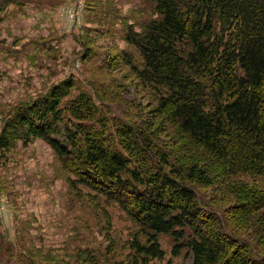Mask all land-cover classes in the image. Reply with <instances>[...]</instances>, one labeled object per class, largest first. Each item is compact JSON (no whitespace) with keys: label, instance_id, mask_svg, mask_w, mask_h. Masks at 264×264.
I'll use <instances>...</instances> for the list:
<instances>
[{"label":"rangeland","instance_id":"obj_1","mask_svg":"<svg viewBox=\"0 0 264 264\" xmlns=\"http://www.w3.org/2000/svg\"><path fill=\"white\" fill-rule=\"evenodd\" d=\"M13 3L26 5L31 11L27 14L20 10V13L31 17L33 31L32 38L19 44L20 48H15L18 39L6 44L8 39L0 35V135L17 112L70 79L74 85L62 104L60 140L66 143L74 124L84 123L89 136L128 157L131 169L137 168L148 176L160 173L172 176L170 166H163L152 154L155 163L149 160L148 164L143 154L133 149L129 152L128 142L134 138L121 135V129L131 126L138 135L141 132L139 141L143 148H146L145 138L151 136L157 149L170 155L172 163L181 158L165 135L168 130L174 134L175 128L165 116L157 119L153 91L141 84L128 63L130 58L141 68L143 60L139 50L125 40L126 31L132 26L135 31L143 32L150 21L159 17L155 3L0 0L4 10ZM4 10L0 11V33ZM23 24L19 28L25 35L27 26ZM6 27L3 28L11 30ZM58 28L65 32L63 36L56 35ZM127 52L130 56L124 58ZM78 98L89 99L91 108L77 109ZM149 121H154L160 130L150 132ZM69 165L65 167L54 149L41 138L33 139L28 145L18 139L15 147L0 151V264H93L94 261L131 264L136 260L137 253L131 243H146L150 229L135 220L119 202L99 191L80 182L77 189L71 188L68 176L71 179L79 176L74 173L75 167ZM125 177L131 179L129 173ZM233 182L254 186L261 192L259 195L264 193V177L239 172L219 178L211 186L197 187L206 212L200 213L209 222L202 227L209 235H213L215 225L226 228L247 250L250 260L264 264V234L259 240L250 224L239 220L243 214L239 211L233 214L232 206L240 202L232 195ZM129 195L126 198L131 199ZM259 195L244 199V203L254 202ZM262 212L264 209L258 214ZM255 220L256 216H252L251 223ZM186 231L188 235L191 232L188 228ZM158 241L165 257L152 259L150 264L193 263L187 247H182L178 255L174 253L178 241L171 234H159ZM236 258L233 253L229 259Z\"/></svg>","mask_w":264,"mask_h":264},{"label":"trees","instance_id":"obj_2","mask_svg":"<svg viewBox=\"0 0 264 264\" xmlns=\"http://www.w3.org/2000/svg\"><path fill=\"white\" fill-rule=\"evenodd\" d=\"M146 1L155 3L159 17L143 32L130 26L125 34L128 44L139 50L141 68L127 57L128 52L123 57L128 58L141 84L153 91L157 119L165 116L175 128L174 134L168 130L165 135L181 158L172 163L151 136L146 135L143 143L147 149L143 148L141 132L138 135L131 126L121 129V135L134 138L128 142L129 152L133 149L143 154L148 164L149 160L155 163L152 154L163 166H170L172 176H148L131 169L128 157L89 136L84 123L74 124L66 143L60 140L62 104L74 85L70 79L26 105L5 124L0 151L15 147L18 139L25 145L43 139L65 167L69 163L75 167L79 178L68 176L71 188L83 183L119 202L147 226V242L131 243L137 253L131 264L164 259L158 241L162 233L178 241L175 254L182 247L190 250L192 264H256L226 228L215 225L213 235L205 233L202 226L209 222L200 213L206 212L196 188L211 186L219 178L238 172L264 177V0ZM4 8L0 6V11ZM76 102L77 109L91 108L89 99L78 98ZM147 125L150 132L160 130L154 121ZM128 173L134 181L125 177ZM232 184V195L240 199L232 206L233 214H243L239 220L249 223L262 239L264 212L258 213L264 209V193L259 195L261 192L249 184ZM258 195L254 202L244 203V199ZM252 216H256L254 223ZM233 253L237 255L234 261L229 259Z\"/></svg>","mask_w":264,"mask_h":264},{"label":"crops","instance_id":"obj_3","mask_svg":"<svg viewBox=\"0 0 264 264\" xmlns=\"http://www.w3.org/2000/svg\"><path fill=\"white\" fill-rule=\"evenodd\" d=\"M36 2L40 3V1H36ZM42 7L45 8V10H47L46 5H42ZM7 8L4 10V13H3L4 21L2 23V32L0 33V35H1V38L8 39V40H5L6 44L8 43L12 44L15 39H18L19 41L18 46L15 48H20L19 44L28 42L32 38L31 32L33 31L32 30L33 21L31 20V17L30 16L25 17L24 15L20 13V10H22L23 12H27V14H29L31 11L28 9L26 5L23 7H20L18 5H15L14 3ZM22 22H24V24L21 26H27V31L25 35H23V33L21 32L19 28ZM30 25H32V27H30ZM51 25L54 27L53 23H51ZM6 26L11 27V30H8V29L5 30L3 27H6ZM45 26L46 24H43V27ZM64 33H65L64 31H61V29L58 28L56 35L63 36ZM42 35H45V33H42Z\"/></svg>","mask_w":264,"mask_h":264},{"label":"built area","instance_id":"obj_4","mask_svg":"<svg viewBox=\"0 0 264 264\" xmlns=\"http://www.w3.org/2000/svg\"><path fill=\"white\" fill-rule=\"evenodd\" d=\"M73 17H77V15H73Z\"/></svg>","mask_w":264,"mask_h":264}]
</instances>
